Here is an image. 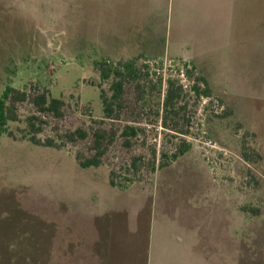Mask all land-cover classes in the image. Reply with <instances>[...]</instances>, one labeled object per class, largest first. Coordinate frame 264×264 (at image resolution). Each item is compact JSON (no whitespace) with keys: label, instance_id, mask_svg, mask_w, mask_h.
Returning a JSON list of instances; mask_svg holds the SVG:
<instances>
[{"label":"rangeland","instance_id":"rangeland-1","mask_svg":"<svg viewBox=\"0 0 264 264\" xmlns=\"http://www.w3.org/2000/svg\"><path fill=\"white\" fill-rule=\"evenodd\" d=\"M7 86L28 95L0 136V264H264V0H0Z\"/></svg>","mask_w":264,"mask_h":264},{"label":"trees","instance_id":"trees-1","mask_svg":"<svg viewBox=\"0 0 264 264\" xmlns=\"http://www.w3.org/2000/svg\"><path fill=\"white\" fill-rule=\"evenodd\" d=\"M101 71H102V77L104 79H109V77L114 74L117 78V80L113 83V90H114V95L112 96V98L108 99L104 94H103V101L105 104V113L106 116L108 118H112L115 114H116V109H115V101H119L121 98V94L123 91V87H124V78L126 76V72L120 70V69H115L112 68L110 66H108L107 62L101 63ZM126 71L128 72L129 75H134L137 76L138 72L136 71V69L134 68V64L133 62H127L124 64L123 66ZM199 81L202 82L204 85H207V82L204 80V78H199ZM194 89L196 90V92L198 94H200L201 92H199V88L197 86L194 87ZM183 94V87L180 86L178 88H176L175 82L173 81H169L168 84V90H167V94L165 97V102H164V111H165V120H164V125L166 128L171 129L174 132H178L181 133L183 135H187V133L185 132H179L178 128L176 126H170L168 124V119L171 118L173 115H178L179 112L176 111V105L179 101V99L181 98V95ZM27 92H19L18 90L7 86L5 88V90L3 91V93L0 96V136L5 135V134H9L11 135V133L9 132V127H8V123L10 121H17V114H16V110L13 106H7V102L10 99H16L18 101H25L27 99ZM203 95H205L206 97H210V92L209 89L205 90L203 92ZM37 105L41 106L42 108H44V106L46 105L47 110H52L55 113L61 108L63 102L60 99H52V98H48L46 94H42L36 102ZM138 130L133 127V126H126L125 129L123 130V137H133L137 135ZM99 140L102 139V137H98ZM32 141L35 144L38 145H42L40 141H38L35 138H32ZM48 146H52L51 144H49ZM189 151V146H185L183 149H180V154L179 155H184L186 152ZM164 155V154H163ZM164 157H166L164 155ZM174 157H177V154H175ZM100 165V161L99 159L96 157L92 160H87L83 163H81V166L83 168H89V167H98ZM163 164H161L159 166L162 167ZM135 167V165H134ZM153 170H155V167H153ZM111 184L113 186H120V188L123 189V185L122 184H117L114 180H111Z\"/></svg>","mask_w":264,"mask_h":264},{"label":"crops","instance_id":"crops-1","mask_svg":"<svg viewBox=\"0 0 264 264\" xmlns=\"http://www.w3.org/2000/svg\"><path fill=\"white\" fill-rule=\"evenodd\" d=\"M113 6V5H112ZM146 50H144L142 53H131L129 56H127V58L129 57H135V58H138V57H140V58H149V57H151V58H165V57H167V55H166V53H159V54H157V53H149L151 50H147L146 52H145ZM148 52V53H147ZM157 54V55H156ZM165 54V55H164ZM124 56V55H123ZM124 57H126V56H124ZM168 57H171V56H168ZM173 57H179V54L177 55V54H175ZM179 58H182V57H179ZM186 58H183V60H185ZM187 60V59H186ZM202 78H204L205 79V77H203L202 76ZM206 80H207V78H206ZM5 90V89H4ZM3 90V91H4ZM3 91H2V93H3ZM1 93V94H2ZM1 94H0V96H1ZM157 222L158 221H156L155 222V226H154V229H152L151 230V234L152 233H154V238H153V243H151L152 245H154V244H156L157 245V242H155V238H156V234H157ZM175 232V233H174ZM179 232H181L180 233V235H179ZM197 233V234H196ZM198 233H199V231L198 230H194L193 232H192V236H191V238L193 239L192 240V242H191V244H192V246L194 247L195 246V242H197L198 241ZM191 235V234H190ZM169 239H170V241L172 242V243H174V244H176L177 245V243H179L180 241L182 242L183 241V235H182V230L181 231H179V229L176 227V228H174L170 233H169ZM157 240V239H156ZM224 243V242H223Z\"/></svg>","mask_w":264,"mask_h":264}]
</instances>
